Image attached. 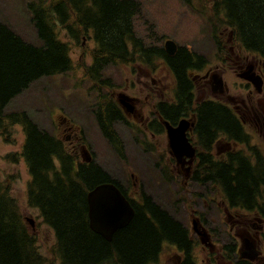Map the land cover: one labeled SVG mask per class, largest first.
Returning a JSON list of instances; mask_svg holds the SVG:
<instances>
[{
  "label": "trees",
  "instance_id": "obj_1",
  "mask_svg": "<svg viewBox=\"0 0 264 264\" xmlns=\"http://www.w3.org/2000/svg\"><path fill=\"white\" fill-rule=\"evenodd\" d=\"M180 1L199 14L208 11L207 4L210 6L212 15L207 23L219 50L226 43L220 42L217 35L220 26H226L247 52L264 57V0ZM27 8L38 44L27 42L0 19V135L12 143L11 129L22 127L23 154L14 153L10 158L14 162L25 160L30 175L28 206L40 211L44 222L54 230L56 243L51 250L54 260L43 257L21 205L8 188L0 187V264H159L168 245L176 244L187 252L185 264H197L187 227L151 197L144 205L131 203L136 215L128 227L115 233L112 242L95 234L89 227L87 196L100 184L118 181L97 163H80L76 155L67 152L62 140L41 129L25 111L6 110L33 83L73 70L72 46L61 38L62 32H68L77 42L89 37L95 44L92 64L86 69L93 84L92 108L103 136L125 161L124 141L116 128L121 122L116 109L119 105L111 95L115 87L105 77L107 70L168 63L169 71L181 82L185 103L189 94L184 91L190 87L187 71L192 57L199 55L188 54L184 48L174 58L164 47L146 45L136 33L135 18L140 12L136 0H32ZM201 111L199 131L203 140L204 136L213 140L212 131L234 124L223 108L206 106ZM242 136L244 141L249 140ZM212 140L203 144L210 145ZM236 158L234 171L231 165H235ZM206 160L200 167L205 177L202 183H210L212 191L221 188L231 204L249 211L264 202V155L260 150L252 157L237 155L230 165Z\"/></svg>",
  "mask_w": 264,
  "mask_h": 264
},
{
  "label": "flooded vegetation",
  "instance_id": "obj_2",
  "mask_svg": "<svg viewBox=\"0 0 264 264\" xmlns=\"http://www.w3.org/2000/svg\"><path fill=\"white\" fill-rule=\"evenodd\" d=\"M226 36L223 39L226 44L222 45V50H218L219 56H216L215 62L202 56L196 57V54L186 50L197 60L192 57L187 71L186 82L190 87L184 91L189 94L185 103L182 100L183 97L181 98V82L171 71L163 72L164 69L169 70L168 63H154L155 66L152 67L145 63V65H140L141 72L133 71L132 73V76L138 75V80L128 79L124 92H120L125 94L128 106L119 105L116 108L121 118L120 125L124 126L135 139L134 144L137 148L149 160L154 161L155 172H159L164 180L171 181L181 190L189 191L191 185L207 189L204 191L205 194L196 195H200L202 200L206 198V202L213 204L215 200L207 198L206 193L215 191L211 190L210 183H202L205 177L200 167L207 162L206 159L210 158L214 163L221 165H230L229 163L237 155L244 153L252 157L257 150L261 153L264 151V57L247 52L237 43L231 32ZM183 50L184 48L178 46L176 55L173 57L185 51ZM150 68L153 72H147ZM127 69L130 70V68ZM170 77L172 81L165 84L164 81ZM250 77L258 79L259 84L257 86L253 84L248 80ZM220 80L222 87L218 89L217 81ZM206 106L223 108L234 120L232 127L212 131L215 133L213 140L210 139L212 137L206 136L203 140L199 131L201 110ZM183 121L188 123L185 136L195 151V157L192 159L184 152L175 151L169 139L168 127L177 129ZM61 124L67 152L76 155L82 164H94L95 156L92 152L93 161L87 163L85 160V158H90L86 153V149L89 151L90 149L83 138L82 129L74 125L67 117L62 118ZM235 134L238 136L235 137ZM242 135L249 136V140L244 141ZM138 136H140L139 139H137ZM209 140H212L210 145L203 144L210 142ZM259 140L263 143L260 144ZM261 147H263L262 150ZM237 160L238 158H236L235 165H231L234 171L237 169ZM127 184L125 186L118 182L117 185L131 203L144 205L147 198L152 197L146 195L136 173H130ZM216 193L223 197L220 206L224 210V220L222 218L221 220L229 225L233 241L218 248L215 235L207 225L204 216L191 212L192 227L187 229L193 257L196 258V249L201 247L206 252L205 264L211 262L215 264L225 262L228 264H264V202L261 201L260 205L257 203V207L249 211L231 204L221 188H218ZM204 234L207 235L205 236L207 246L202 242ZM246 239L252 240L260 251V257L255 262L243 259L240 255L243 250V241ZM170 249L173 251L169 257L172 258L174 264L186 263L185 249L181 250L177 244L171 246ZM232 252L233 255H231ZM212 255L215 257L212 258ZM196 261L197 264H201L198 260Z\"/></svg>",
  "mask_w": 264,
  "mask_h": 264
},
{
  "label": "rangeland",
  "instance_id": "obj_3",
  "mask_svg": "<svg viewBox=\"0 0 264 264\" xmlns=\"http://www.w3.org/2000/svg\"><path fill=\"white\" fill-rule=\"evenodd\" d=\"M31 1L0 0V19L27 42L35 45L39 41L31 22V13L27 8ZM136 1L140 5V12L135 18L136 33L146 45L162 47L166 40H172L179 47L187 48L194 54L215 62L216 56H219V48L212 28L207 23L212 15L208 4V11L199 14L184 6L180 0ZM227 30L226 26H220L217 35L220 42H223L229 34ZM61 38L72 46L73 70L62 76L43 78L33 83L13 100L6 111H25L41 129L63 141L66 139L61 122L63 117H67L74 125L82 129L89 149L95 156V162L114 179L126 186L130 173H136L146 195L152 196L158 205L188 229L192 227L191 212H197L204 216L207 225L214 233L218 248L230 244L233 241L230 227L221 220V218L224 220V210L220 206L223 199L220 194L206 193L207 198L215 200L213 204L206 202V198L202 200L200 195H196L205 194L204 191L207 189L191 185L189 192L181 190L171 181L164 180L159 172L154 171V161L149 160L137 148L134 144L135 139L120 124L117 125V130L126 146V160L123 161L114 151L99 129L91 109L95 98L92 92L93 84L86 75V69L92 64L91 52L95 44L89 37L82 38L79 42L70 39L68 32H62ZM138 67V64L131 65L130 70L123 66L110 67L105 77L111 80L112 86L116 87L114 91L124 92L128 79L138 80V75L132 76V70L138 73L142 71ZM149 71L153 72L152 68L147 70ZM168 71V69L163 70L164 73ZM228 79L231 80L230 77ZM170 81H172L171 77L164 82L169 84ZM11 132V139L15 140L12 143L0 135V187L8 188L10 194L21 205L25 221L30 219L35 222L34 233L39 241L40 252L43 257L54 260L51 250L56 243L55 233L44 222L40 211L28 206L27 189L30 175L26 162L23 158L18 162L10 158V155L14 153L23 152L24 131L22 127L15 126ZM139 138L140 136L137 139ZM259 143L263 142L259 140ZM262 154L264 155V151ZM28 225L32 229V225L30 223ZM172 251L165 249L159 264H174L169 257ZM205 254L206 252L198 247L195 252L196 260L205 264ZM214 257L215 255H212V258Z\"/></svg>",
  "mask_w": 264,
  "mask_h": 264
},
{
  "label": "water",
  "instance_id": "obj_4",
  "mask_svg": "<svg viewBox=\"0 0 264 264\" xmlns=\"http://www.w3.org/2000/svg\"><path fill=\"white\" fill-rule=\"evenodd\" d=\"M165 50L169 56H175L177 44L169 40L166 42ZM248 80L256 86L260 82L254 77H250ZM217 87L221 89V80L217 81ZM119 99L123 106H128L124 94H121ZM187 125L188 123L183 121L177 129L168 127L169 139L175 151L184 152L187 157L193 158L195 156L194 148L185 136ZM87 200L90 228L108 242L113 240L117 231L128 227L135 217L133 206L115 184L106 183L96 187L88 194ZM28 221L33 225L32 220L28 219ZM205 236L207 235H203L202 242L207 245ZM242 248L243 259L255 262L259 258V251L252 240H244Z\"/></svg>",
  "mask_w": 264,
  "mask_h": 264
}]
</instances>
